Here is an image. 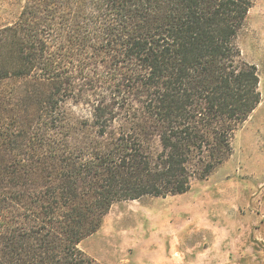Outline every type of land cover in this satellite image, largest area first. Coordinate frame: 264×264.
I'll list each match as a JSON object with an SVG mask.
<instances>
[{
	"label": "trees",
	"instance_id": "trees-1",
	"mask_svg": "<svg viewBox=\"0 0 264 264\" xmlns=\"http://www.w3.org/2000/svg\"><path fill=\"white\" fill-rule=\"evenodd\" d=\"M253 4L26 1L0 29V57L11 58L0 67V116L14 117L0 168V264H100L78 245L115 202L185 193L231 156L261 101L257 68L236 42ZM75 68L109 80L114 101L94 103L91 120L61 116ZM12 76L36 86L31 122L12 108L14 92L1 93Z\"/></svg>",
	"mask_w": 264,
	"mask_h": 264
},
{
	"label": "rangeland",
	"instance_id": "rangeland-1",
	"mask_svg": "<svg viewBox=\"0 0 264 264\" xmlns=\"http://www.w3.org/2000/svg\"><path fill=\"white\" fill-rule=\"evenodd\" d=\"M26 1L0 0V29L18 20ZM236 42L242 59L257 68L261 101L235 131L231 156L208 176L195 177L185 193L115 202L100 228L78 245L96 262L264 264V0H254ZM9 61L0 57V67ZM71 72L73 91L59 101L61 116L91 120L94 103L114 101L109 80L103 69ZM35 88L30 79L3 77L1 93L14 92L12 108L25 123L37 118ZM2 114L0 168L8 163L5 128L14 121Z\"/></svg>",
	"mask_w": 264,
	"mask_h": 264
}]
</instances>
